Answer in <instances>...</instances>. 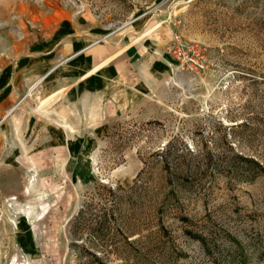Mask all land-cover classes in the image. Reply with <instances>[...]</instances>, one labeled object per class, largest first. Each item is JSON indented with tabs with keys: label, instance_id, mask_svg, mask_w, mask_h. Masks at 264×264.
<instances>
[{
	"label": "rangeland",
	"instance_id": "rangeland-1",
	"mask_svg": "<svg viewBox=\"0 0 264 264\" xmlns=\"http://www.w3.org/2000/svg\"><path fill=\"white\" fill-rule=\"evenodd\" d=\"M66 17L148 48L106 121L63 112V152L21 88L19 141L0 130V264H264V0H0V69ZM35 117L36 150L4 168Z\"/></svg>",
	"mask_w": 264,
	"mask_h": 264
},
{
	"label": "crops",
	"instance_id": "crops-1",
	"mask_svg": "<svg viewBox=\"0 0 264 264\" xmlns=\"http://www.w3.org/2000/svg\"><path fill=\"white\" fill-rule=\"evenodd\" d=\"M133 24L137 35L134 39H138L149 25L145 17ZM102 34L103 30L97 26H85L79 20L66 17L50 24L46 37H32L28 49L0 69V130L8 131V126L11 127V136L19 141L21 130L16 123L17 112L24 101H28L27 98L20 100L21 88L29 91L35 87L32 95L40 93L46 101L45 115L38 117L51 123L58 117L59 124L53 123L45 131L48 141L44 151L48 153L63 152V132L64 137L76 136L77 129L72 126H68L69 132L63 131L65 110L75 115L79 111L85 114L91 111L90 121H106L108 115L103 107L116 104L118 98H129L136 91L131 76L133 53L138 46L148 48V37L126 49L132 42L118 44ZM138 62L133 61L134 64ZM89 107L95 108L89 110ZM88 119L85 117L84 122L90 123ZM35 121H29L26 130H22L24 138L28 139H24L23 145L2 146L4 168H14L10 161L21 162V154L30 155L36 150L32 138L34 131L38 132L36 123L40 120L35 117ZM23 166L31 168L29 161Z\"/></svg>",
	"mask_w": 264,
	"mask_h": 264
},
{
	"label": "built area",
	"instance_id": "built-area-1",
	"mask_svg": "<svg viewBox=\"0 0 264 264\" xmlns=\"http://www.w3.org/2000/svg\"><path fill=\"white\" fill-rule=\"evenodd\" d=\"M34 89H35V87H33L32 89H30L29 91H28V95H27V97H32V94H33V91H34Z\"/></svg>",
	"mask_w": 264,
	"mask_h": 264
},
{
	"label": "trees",
	"instance_id": "trees-1",
	"mask_svg": "<svg viewBox=\"0 0 264 264\" xmlns=\"http://www.w3.org/2000/svg\"><path fill=\"white\" fill-rule=\"evenodd\" d=\"M162 163L165 165L166 168H168V160H167L166 156L163 159Z\"/></svg>",
	"mask_w": 264,
	"mask_h": 264
}]
</instances>
